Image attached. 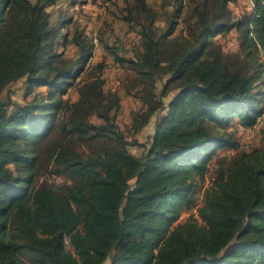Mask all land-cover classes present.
I'll return each mask as SVG.
<instances>
[{
    "label": "trees",
    "instance_id": "16d2710c",
    "mask_svg": "<svg viewBox=\"0 0 264 264\" xmlns=\"http://www.w3.org/2000/svg\"><path fill=\"white\" fill-rule=\"evenodd\" d=\"M235 1L194 0L181 36L185 0H162L171 8L165 29L147 0L126 7L142 51L127 58L107 48L140 80L142 109L129 136L117 124L122 101L106 91L105 64L79 87V100L64 98L95 43L80 30L68 39L70 20L50 10L57 1L0 0V264H264V145L220 164L198 209L201 222L172 228L194 208L197 181L217 151L239 148L230 126L254 127L264 115L257 86L264 0H251L253 10L239 17L229 9ZM233 30L239 49L226 53L215 38ZM68 43L75 56L61 51ZM17 83L26 99L36 87L48 91L24 103L12 92L4 100ZM150 125L154 133L142 144L138 136ZM54 129L51 175L71 184L36 185V144Z\"/></svg>",
    "mask_w": 264,
    "mask_h": 264
},
{
    "label": "rangeland",
    "instance_id": "374dc122",
    "mask_svg": "<svg viewBox=\"0 0 264 264\" xmlns=\"http://www.w3.org/2000/svg\"><path fill=\"white\" fill-rule=\"evenodd\" d=\"M57 6L50 8L53 18L60 15L70 20L69 25L64 28V33L68 39H72L75 31H82L94 43L95 50L93 57L89 59L84 70L80 72L78 77L69 87L64 98L70 103L76 102L80 98L79 87L86 81L94 79L98 74L96 66L105 64L103 77L106 80V91L117 92L121 97V110L117 117V124L122 130L126 131V135L131 136V121L133 113H137L142 109V104L139 96L140 80L137 76L134 67L125 64L121 65L115 62L114 55L107 48L118 53L122 57L135 58L142 51V38L139 33V27L136 23L126 22L125 16L128 15L126 7L132 4V0H56ZM194 0H185L187 4L186 12L180 19V24L177 27L175 36L186 35L187 24L183 21L184 17L190 16L191 6ZM148 4L154 8L158 17V25L165 29L167 23V10L164 8L162 0H147ZM229 9L232 14L239 17L242 14L252 11L253 5L251 0H236L229 4ZM69 41V40H68ZM215 41L220 44L226 53H236L239 49L238 31L233 30L230 33L219 35ZM63 43H66L63 40ZM67 56H75L76 47L72 43L64 45L61 50ZM259 63H262L261 78L257 82V86L262 91L264 97V51H262ZM22 84L17 83L11 85L7 91H4L2 98L7 99V95L12 92V99L17 103H24L31 100L35 95H43L48 91L47 87H36L32 94L25 98V89H21ZM134 95V96H132ZM264 109V103H263ZM62 116V115H61ZM97 121V119H94ZM101 122V121H99ZM230 132L235 134L240 146L238 149H219L217 156L210 163V171L206 178L197 181V193L195 195V206L193 209L183 211L178 221L172 226L176 228L178 225L185 223L190 219H197L201 222L198 209L203 205L206 193L211 190L213 181L217 176L219 165L229 167L234 159L242 153L252 151L263 147L264 145V115L260 118L259 123L254 127H243L238 122H234L230 128ZM154 133V126L150 125L139 136L140 143L147 144ZM60 138V132L54 129L52 134L39 141L36 144L38 154L41 156L38 165L39 175H37L36 185L48 181L57 186L71 184L67 177H57L51 175L52 165L47 158V154L52 150L55 140ZM75 148L80 151L88 152V145L75 141ZM142 147L132 148L136 153H141ZM11 169L15 170V166L11 165ZM37 171V172H38ZM67 248L72 250L69 242Z\"/></svg>",
    "mask_w": 264,
    "mask_h": 264
}]
</instances>
